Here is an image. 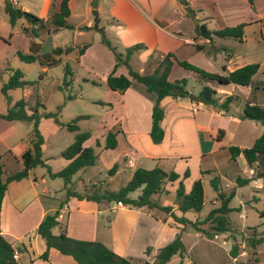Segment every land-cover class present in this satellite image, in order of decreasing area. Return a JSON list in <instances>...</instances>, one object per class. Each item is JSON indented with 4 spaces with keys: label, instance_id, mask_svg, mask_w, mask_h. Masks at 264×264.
I'll list each match as a JSON object with an SVG mask.
<instances>
[{
    "label": "rangeland",
    "instance_id": "1",
    "mask_svg": "<svg viewBox=\"0 0 264 264\" xmlns=\"http://www.w3.org/2000/svg\"><path fill=\"white\" fill-rule=\"evenodd\" d=\"M4 1L0 0V33L6 36V33H4L5 28L9 29L10 26L3 10ZM14 1L18 3V6H26L28 10L25 11H29L33 15L37 13L38 0ZM197 2L202 5V9H193L191 15H186L188 18L187 23H189V35L193 38L197 37L194 28L198 24H204L209 30L218 29L222 24H227L225 23L224 13L226 12L224 9L235 11L234 18L237 21H228V25L234 24L233 22H244V40L240 43H234L231 47L235 55L238 56L233 59L234 62H240L242 56L260 58L261 65L250 82L251 86H256L257 89L254 90V97H252L253 94L250 97L254 98L256 102H263L264 43L259 39L258 32L264 31V25L262 27L257 26L254 8L258 12H262L264 10V0H254L252 6L246 0H197ZM73 6L76 10L71 18L68 19L67 17V23L84 22L88 18L92 28L83 36L77 35L76 30L71 28H61L57 32H50L49 35L46 34L44 26L39 28L40 35L37 41H39L38 52L41 53L40 55L47 53L55 46L76 45L70 53L56 57L54 62L49 65L40 64L38 61L31 63L20 61L15 56L13 46L6 39H0V86L1 82L7 79L9 73L6 70L7 68L19 70L22 73V78L28 82L22 88L8 89L6 94H2L0 91V113H4L6 108L12 106L19 99L26 102V108L35 106L39 114L38 127L43 138L41 145L42 158L47 159L48 165L56 170L61 168L57 161V159L59 160V152L72 141L74 134V131H68L64 124L79 115H83L84 117L75 121V125L78 131L90 132L85 145L90 146L94 154L99 155L93 165L85 167L72 175L73 182L71 186L78 193H90L94 190L99 193L105 190L113 191L128 180L131 171H129V168H122L116 173H108L107 170L113 165L109 160L117 156L123 146V140L118 136V145L115 149H103L104 134L114 124L116 125L112 129L113 132L117 130L118 126L121 128H127L128 124L133 127L142 126L144 110L140 106L136 111L135 109L138 107L133 101L129 100L130 97H126L122 102L117 96V92L112 93L108 90L103 81L100 84L98 83L106 70L108 62L113 60L110 51L99 42V29L102 28L106 37L121 52L125 47L140 44L138 50L129 60V64L131 68L137 71L144 66V74H149L153 70L152 67L160 58L159 54L162 52L163 47L161 45L158 47L152 46L143 41L129 43L130 41H127L130 37L120 35L123 44L115 32L116 25L106 24L101 16L100 21L97 22V28H94L93 9L89 8L84 17L82 9H78L80 5L76 3ZM179 8L182 9L179 4H175L173 7L166 4L164 6L166 18L176 19ZM250 22L252 23L250 24ZM185 23L183 22L180 25L184 26ZM21 25L26 27L28 24L23 18H17L12 29L15 30ZM193 32L194 35H192ZM21 40L20 37L17 40L14 39L13 42L20 46ZM192 41L194 48L201 45L202 49V42L200 43L198 39ZM87 42H96L102 45L104 52H101L97 62L90 63L85 59L83 63L78 64L75 59L77 48ZM189 58V62L202 68L201 57L198 54H192ZM66 67L70 71L71 78L68 85L63 84V77L68 78V75L64 76ZM120 68L124 69L123 66ZM206 68L209 71L213 70L210 67ZM181 77L186 79V89L193 93L199 89V82L206 81L201 80L197 74L184 70L179 66L171 69L168 80L172 81ZM207 82L214 85L213 82ZM135 85L142 87L141 84L135 83ZM242 93L243 90H240V94ZM67 95L72 97L67 98ZM220 98L222 97H217V99ZM35 102L42 106H36ZM123 103L126 108L127 120L123 118ZM207 107L209 106L199 108L197 114H193L190 108L183 110V122H179L177 125L179 127L178 133L171 132V122L166 125L167 140L162 150L168 152V155L161 166L164 171L172 170L180 176L182 171L187 168L188 175L182 179L185 190L189 188L192 181L200 179L203 192L202 206L198 212L189 211L183 214L189 220L195 217L198 219L203 218L211 208L218 205L215 191L209 183V179L213 175L219 178L220 188L224 192L234 189V195L228 202V206L231 208L228 213L229 230L209 239L187 225L182 230L180 225L178 226L179 229H176L177 224L172 222L169 217L165 221L161 220L160 215L164 212L157 208L148 209L144 206L132 207L126 205L124 208H119L114 201L108 203L105 201L99 203L83 201L79 204L82 208L94 205L95 209H100V212L94 215L95 223L92 233L89 235L90 238L100 241L110 249L115 246V250H118L120 247L110 243L111 235L124 243L127 236L132 235L136 230L139 231L141 228H145L146 233L151 237L148 241L150 253L148 254L149 247L142 246L135 239L129 245L128 252L133 260H136L135 262L146 260L152 264L157 250L169 242L175 233L179 232L184 247L182 257L173 254L165 264H264V242L257 243L254 246L250 243V239L264 235V178H256L253 173L250 176L247 173L243 156L240 154L232 160L227 150L230 145L249 147L252 142L251 138L264 130V122L242 119L238 124L234 122L226 123V116L209 117V108ZM26 111L27 113L30 112V110ZM42 112L51 113L52 116L44 117ZM192 115L195 119L201 116L204 124H207V126L210 124L211 128L215 124H221L224 129L223 136L217 141L214 134L207 130L202 129L199 132H191L190 119ZM30 130L31 122L29 121L0 118L2 177L21 167L20 155L23 149L29 146ZM183 132H185V135H183ZM147 143H150L148 138ZM139 150L146 153L154 151L142 140L139 142ZM139 150L137 152L140 154ZM114 164L117 168V163ZM140 164V167L143 168H152L153 166L150 160L146 158ZM235 175L252 177V179H249L244 185L237 186L234 182ZM78 177L83 179L85 183L86 179H89L87 182L89 187L83 192L82 184L77 180ZM41 179H44L46 183L42 182ZM105 180L107 182H104ZM47 185L55 187L54 198L60 202L65 199V191L61 188L62 181L57 177L50 178L43 166H35L28 171L26 177L10 182L8 193L14 194L17 199L16 209H20V212H15L13 215L17 219L14 230L18 232L29 228L40 209H47V205L51 203L48 198H44L43 188ZM176 185L177 182L170 184L166 180L163 181L162 187L164 190L155 195L154 198L157 199L158 204L175 206L174 189ZM138 193L139 190L136 189L129 192L128 196L134 198ZM67 200L70 208L77 204L75 197H68ZM2 209H10L7 202L4 203ZM260 213H262V216ZM64 219L65 214L63 221ZM202 227H205V225L202 224ZM54 230H57V228H54ZM233 244L237 246L234 257L231 254ZM142 249L146 254L141 253ZM141 258L144 259L141 260Z\"/></svg>",
    "mask_w": 264,
    "mask_h": 264
},
{
    "label": "trees",
    "instance_id": "2",
    "mask_svg": "<svg viewBox=\"0 0 264 264\" xmlns=\"http://www.w3.org/2000/svg\"><path fill=\"white\" fill-rule=\"evenodd\" d=\"M69 0H57L56 9L52 10L48 18L47 31L55 32L61 28H72L67 23V17L69 16L68 8ZM247 3L252 6L253 0H246ZM176 2L182 7L186 15H191L193 9L189 7L187 0H176ZM52 8L54 3H51ZM91 7H95V0H90ZM4 13L7 16L8 23L13 25L17 18H23L30 27V31L33 36H36V30L43 27L42 19L31 14L29 11L21 10L14 7L9 1H4L3 6ZM244 23L240 22L233 26H224L222 28L209 30L204 24H198L194 30L197 36L207 38L208 40L212 35L218 38L230 37L236 40H241L242 28ZM91 26H80L79 30L90 29ZM25 32L26 27L22 28ZM100 37L99 41L104 47L110 51L113 64L111 70L106 74L104 78L105 86L112 91L122 93L129 87L131 81H135L144 86L146 92H152L155 95L154 102L150 111V125L148 129V137L152 143H158L161 141L163 131L160 126V121L163 116V111L159 105L160 99L165 96L171 98H187L191 102L197 104H210L216 107L218 110L227 112L231 103L239 102L238 98L234 95H225L220 101L215 97L216 91L207 84H200L199 90L193 94L186 89V79L181 77L169 81L167 79L172 61L183 69L195 72L201 79L213 82L218 86H224L226 84H236L240 86H247L250 84L251 77L257 70V63H247L239 66L231 71H227L224 66L221 68L220 73L208 72L204 69L188 63L184 60H177L173 57L172 53L167 52L160 57L155 67L149 74L140 73L137 70L131 68L129 60L131 56L138 50L140 44H133L131 46L123 48V51L116 49L108 37L104 34L102 28L99 29ZM261 36L264 37V31L261 32ZM86 44H83L77 48V55L81 54L86 48ZM196 48L200 49L201 46L197 45ZM72 51L71 46H55L52 47L47 53L38 55L31 48L29 52H22L20 50L15 51V56L23 62L31 63L38 61L40 64L49 65L54 62L55 58L61 55H67ZM123 66L125 74H114L116 68ZM9 71L7 79L1 82L0 91L2 94H6L8 89L22 88L28 82L22 78V73L17 69L7 68ZM68 75V78L63 77V84L68 85L71 81L70 71L65 68L64 76ZM256 86H250V91L253 94L256 90ZM71 95H67V98H71ZM36 106H42L38 102H35ZM26 110H30L27 113ZM44 117L52 116L51 113L42 112ZM84 117L79 115L72 119L70 122L64 124L68 131H74L72 141L59 152V156L66 160V163L58 170L52 171L50 167L44 162L41 157V144L43 142L42 135L38 130L39 114L34 107L26 108V102L23 99L17 100L12 106L6 108L4 113H0V118L5 120H22L31 122V130L29 134V146L23 149L21 152V167L7 174L3 179L2 165L0 162V203L6 189V184L11 181H18L21 178L26 177L28 171L35 166H43L46 168V172L50 178H59L62 181V187L65 191V199L59 202V206H62L68 199V197H75L76 199H85L94 203L110 202L121 203L122 205L132 207H146L157 208L171 219L180 224L181 230L187 225L197 233L203 234L206 238L211 239L214 235L226 232L230 227V220L228 213L231 208L228 206V202L234 195V189L224 192L220 188L219 178L213 175L209 179V183L212 189L215 191V198L218 202L216 207L211 208L206 215L201 218H193L192 220L184 217L185 212H198L203 202L202 184L200 179L192 181L188 191H184L181 179L177 181V185L174 189L175 207L181 213L179 216L175 215L169 205H160L157 199H152V195H157L164 189L162 187L163 181L172 182L178 178V174L174 171H163L158 167L143 168L140 166L135 167L128 180L116 190H105L99 193L94 190L90 193H78L71 188V177L78 170H82L85 167L91 166L95 163L97 156L94 154L90 146L83 145L84 141L89 138V131H78L75 121L78 118ZM240 119H247L257 122H264V106L256 103H251L247 100L241 104V111L238 115ZM63 125V124H61ZM222 136V130L217 129L215 139L219 140ZM116 145L115 132L107 130L104 134V142L102 147L104 149H112ZM230 155V159L240 152L244 158L245 163L253 170V174L256 178H264V130L252 141L249 147L239 149L234 145L227 147ZM116 170V165L113 164L107 171L109 174H113ZM208 172V171H207ZM205 172V173H207ZM188 175L187 168L182 172L181 178H185ZM252 177H242L240 175L234 176V182L237 186L244 185ZM138 189L139 193L136 197L131 198L128 196L129 192ZM262 216V213H260ZM57 209L51 213H46L42 219L36 225L33 233L37 234L44 242L45 249L37 255L38 258L46 260L47 250L53 248L62 255L69 256L73 261L78 264H150L146 261L142 263H132L126 258L117 255L110 248L106 247L100 241L77 239L68 236L65 233L64 227L60 226L58 220ZM202 224L205 227H202ZM58 226L59 232L53 234L51 228ZM264 226V223H263ZM31 235L27 234L23 237L22 244L27 247L29 254H32L31 250ZM264 242V235H261L255 239H250V243L254 246L257 243ZM236 245L231 246V254L234 257L236 251ZM184 247L180 240L179 232L174 237L161 246L156 254L152 264H165L173 254H178L182 257ZM0 264H19L14 257V249L9 241L0 234Z\"/></svg>",
    "mask_w": 264,
    "mask_h": 264
},
{
    "label": "crops",
    "instance_id": "3",
    "mask_svg": "<svg viewBox=\"0 0 264 264\" xmlns=\"http://www.w3.org/2000/svg\"><path fill=\"white\" fill-rule=\"evenodd\" d=\"M9 1H11V3L16 8H19L21 10H28L26 6H21V5L18 6V3L15 2L14 0H9ZM52 2L54 3L53 8L51 5ZM56 3H57V0H38L37 13L35 14V16L42 19V24L45 28L47 35H49V33L51 32V31H47V28L49 26L48 18H49L51 11L56 9ZM76 3L80 5L78 9H82V13L84 14L83 15L84 17L86 16L85 14L87 10L91 8L97 11L98 22L100 21V18L102 16V18L104 19L103 21H105L106 24L116 25L115 32L118 35L120 41L122 40L120 35H127V38L130 37V39L127 41V42L130 41L129 43L134 42V41H138V42L143 41L144 43L152 45V46L158 47L161 45L163 47V50L159 54V57H162L167 52H170L172 53L175 59L184 60L188 63L193 64L192 62L188 61V59H190L189 56L192 54H198L201 57L202 69L208 72H215V73H220L222 66H224L227 71H231L247 63H257L258 67L261 65L260 58H254L253 56L252 57L242 56L240 62H234L233 58L238 57V56L235 55L231 47L232 45H234V43L235 44L236 42L240 43L244 40L243 28H242V36H241L240 41L230 38V37L218 38V37H215L214 35H212L211 38L208 40L207 38L197 36L196 33L195 35L197 37H194V38L189 35V23H187L188 18L186 17V14L184 13L183 9H180V8L178 9L179 10L177 13L178 17H176V19L166 18L167 16L165 14L164 6L166 4L168 5L170 4L171 7H173L175 4H178L176 0H97L95 2V7H91L90 0H69L68 1V8H69L68 19L74 15V11L76 10V8L73 5ZM187 3L189 7L192 9H202V5L199 4L197 0H187ZM224 10L226 12L224 13L225 14L224 17H226L225 23L227 24H222L219 28H222L224 26H233L240 22L244 23L243 21H240V22H233L234 24L228 25V21H237L234 18L235 11H233L232 9H224ZM254 15H255L254 17L257 18L255 20V22H257V26L262 27L264 25V10L262 12H258L254 8ZM183 22H186V23L184 24V26H181L180 24ZM251 23L252 22H250V24ZM68 24L72 26L71 29L76 30V34L79 36L85 35L90 29L79 30L78 27L83 26V25L91 26L89 24L88 18H86L84 22H77V23L68 22ZM13 25L9 24L10 26L9 29L7 27L5 28L4 33H6V36L0 33V39H6L9 42V44L13 46L14 51L20 50L26 53V52H29L30 49L32 48L36 54L40 55L41 53L38 52L39 51L38 50L39 41H37L40 35V31L37 29L36 36H33L30 31V27L28 25L26 26L25 32L22 30V28H24L23 25L16 28L15 30L12 29ZM194 32L192 35H194ZM261 32L263 31L258 32L259 39L262 40V42L264 43V37L261 36ZM20 37L22 38V40L19 46L18 44H15L13 41L14 39L17 40ZM196 39H198L200 43L202 42V49L201 48L198 49L196 47L194 48V43L192 40H196ZM122 43L124 44V42ZM85 44L87 46L83 50V52L75 57L77 63L78 64L81 62L83 63L85 59L88 60L90 63H94V61L97 62V58L101 55V52H104V47H103L104 45L100 43L103 45L102 46L96 42H87ZM70 46L73 48L72 50H74V48L76 47V45H73V46L70 45ZM132 57L133 56H131V58ZM112 64H113V60L108 62L106 70L102 74V78L100 79V81H98L99 84L102 81L104 82V78L106 74L111 70ZM175 66H178V65L176 64L175 61H172V65L170 67L169 73L171 69ZM154 67H155V64L153 65L152 69ZM206 67H210L213 70L212 71L206 70L207 69ZM143 71H144V66L139 68L140 73H143ZM114 74L115 75L125 74V70L118 67L115 69ZM167 79H168V76H167ZM135 83L137 82L131 81L128 88H126L122 93L117 92L116 94H118L117 96L121 99L122 102L124 101V99H126V97H130L129 100L133 101L136 107H138L137 109H135L136 111L139 109L140 106L143 107V110H144L143 124L140 127H133V126H130L129 124L127 128H123V127L121 128L118 126L117 130L115 131V134L117 133L115 135L116 145L112 149H115L116 146L118 145V141H117L118 136H120L121 139L123 140V146L120 149L117 156L109 160L111 161L110 163L112 164L117 163V168L114 173H116L118 170H121L122 168H129V171L132 172L133 167L140 166L141 165L140 163H142L144 158L150 160V162L153 165L152 167H158L163 170L161 163L163 162V160L167 159V155H168V152L164 151V149L162 150L167 140L166 125H168L171 122V128H170L171 132L175 131L176 133H178L179 127L177 125L179 122H183V110L187 108H190L193 114L195 113L197 114L199 108L201 107L205 108V106H209L207 107L209 108L208 109L209 117L212 118L215 116H218V117L226 116V119H225L226 123L234 122L235 124H238L242 120L238 117V115L240 114L241 104L243 103V101L247 100L251 103H256L258 105L264 106V101L256 102L254 98L250 97V95L252 94L250 91L251 83L247 86H240V85L230 84V83L224 86H218L216 84L210 85L207 81L199 82V87H200V84H207L211 86L213 89H215L216 99L218 96H221L223 98L225 95H234L238 98L239 102L231 103L228 111L223 112L221 110H218L216 107L210 104H197V103L191 102L187 98H171L169 96H165L159 101V105L161 106L162 111H163V116L160 121V126L163 131V136L160 142L152 143L148 137L147 132H148L149 125H150L151 106L154 102L155 95L152 92H146L142 84H141L142 85L141 87L139 85H135ZM137 84H140V83H137ZM240 90H243L242 94H240ZM110 91L112 93L116 92L112 90ZM252 97H254V92H253ZM222 98L217 99V100L220 101ZM122 105H123V109H122L123 118L127 120L125 104L123 103ZM38 123H39V120H38ZM190 124H191L190 125L191 132L192 131L199 132L203 129V130H207L208 132L213 133L214 138H215L217 129H221L222 136L224 134V129L222 128L223 126L221 124H215L211 128L210 124L209 126H207V124H204L201 116H198L197 119H195L194 115H192L190 119ZM115 125L116 124L111 126L108 130H112ZM38 130H39V127H38ZM187 133L188 132L186 131V134ZM183 135H185V132H183ZM258 135L253 136L251 138V141H253ZM147 138L149 139L150 143H147ZM140 140L148 144L149 147H152L154 151L149 152V153L140 151L139 150ZM85 143L86 141H84L83 145H85ZM236 147H238L239 149L244 148L243 146H236ZM138 150L140 151V154L137 152ZM159 150H161V152H159ZM240 154L241 153L239 152L236 156H239ZM98 155L99 154H96L97 157ZM41 157H42V151H41ZM42 159H44V162L48 165L47 159L45 158H42ZM57 161H58V164L61 165V167L66 163V160L62 159L60 156H59V160L57 159ZM120 161L122 162L120 163ZM245 166L247 169V173H249L251 176V174L253 173L252 168L248 166L247 164ZM50 169L52 171L56 170L54 168L52 169L51 167ZM131 172L129 173V176ZM1 177H2V174H1ZM4 177H2V179ZM180 178L181 176L178 175V178L176 180L169 182V183L170 184L175 183ZM182 179L183 178H181V182H182ZM41 180L42 182L46 183L44 179H41ZM77 180H79V182L82 184V192L88 189L89 186L87 182L89 181V179H86V183L80 177H78ZM71 182H73L72 179H71ZM104 182H107V181L105 180ZM9 184L10 182L6 184V189L4 191V194H3V197L0 203V234L3 235L4 238H6V240L9 241L10 244L12 245L14 249L15 258L17 259L18 263L19 264H78L75 261H73L69 256L62 255L53 248H49L47 250L46 260H42L38 258L37 255H39L45 249V245H44L43 240L37 234H34L33 231L36 225L38 224V222L44 216V214L51 213L57 209L58 211L57 220L60 226L64 227L65 233L68 236L72 238H77V239L94 240L93 238H90L91 236L89 235H91L92 233L91 231L94 228V223H95L94 215L98 214L100 212V209H95L94 205H92L91 207L82 208L79 204H81L83 201H86L85 199H80V200L77 199L78 205L76 204L72 206L71 208L69 206L68 200L62 206H59L60 201L54 198L55 187L47 185L43 188V193H45L44 198H48L51 203L47 205V209H40L36 219L34 220L32 225L29 226V228L27 229L25 228L17 232L16 230H14L15 229L14 224L16 223L17 219H15L13 215L15 212L16 213L20 212V209H16L17 199L14 196V194L8 193ZM190 185L191 184H189V188H190ZM61 188L63 189L62 185H61ZM189 188H187V190L184 189V191H188ZM72 189L77 192L75 188H72ZM151 198L154 199L155 195H152ZM5 202H7L10 209H2ZM116 206H118L119 208L125 207V205H122L119 202L116 203ZM171 211L177 216L181 214L176 209L175 206L172 207ZM64 214H65V219L63 221ZM161 214H162L160 215L161 220L165 221L169 217L170 220L174 222L171 219V217L168 216L167 214L165 213H161ZM176 224H177L176 229H179L178 226L180 224L178 223ZM54 228H57V230H54ZM51 232L53 234H57L59 232V227L55 226L51 228ZM146 232L147 230L145 228H141L139 231L136 230L132 235L130 234L129 236L125 238L126 241H124V243H121L115 237L111 235V238H110L111 245H117L118 247H120L118 250H115L114 248L115 246H113L111 250L117 255L126 258L132 263H142L146 261V260L144 261L137 260L139 262H135L136 260H133L132 256L128 252L129 247H130L129 245L132 243V240L135 239L139 241L142 246L146 245V247H149L148 254L150 253L151 250H150V246H148V243H149L148 241L149 239H151V237ZM27 234L31 235L30 242H31L32 254H29V252L27 251V247L23 246L22 244L23 237ZM144 249L141 250V253H145ZM143 259L141 258V260ZM146 262L150 263L149 261H146Z\"/></svg>",
    "mask_w": 264,
    "mask_h": 264
},
{
    "label": "water",
    "instance_id": "4",
    "mask_svg": "<svg viewBox=\"0 0 264 264\" xmlns=\"http://www.w3.org/2000/svg\"><path fill=\"white\" fill-rule=\"evenodd\" d=\"M92 14H93V27L96 28L98 22L97 11L93 9Z\"/></svg>",
    "mask_w": 264,
    "mask_h": 264
},
{
    "label": "built area",
    "instance_id": "5",
    "mask_svg": "<svg viewBox=\"0 0 264 264\" xmlns=\"http://www.w3.org/2000/svg\"><path fill=\"white\" fill-rule=\"evenodd\" d=\"M14 257H15V254H14Z\"/></svg>",
    "mask_w": 264,
    "mask_h": 264
}]
</instances>
